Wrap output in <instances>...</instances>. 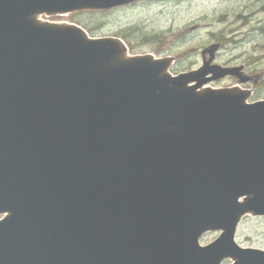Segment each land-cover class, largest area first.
I'll return each instance as SVG.
<instances>
[{"label": "water", "instance_id": "1", "mask_svg": "<svg viewBox=\"0 0 264 264\" xmlns=\"http://www.w3.org/2000/svg\"><path fill=\"white\" fill-rule=\"evenodd\" d=\"M149 0H0V264H264V100L38 16ZM220 232L200 245L201 236Z\"/></svg>", "mask_w": 264, "mask_h": 264}, {"label": "rangeland", "instance_id": "2", "mask_svg": "<svg viewBox=\"0 0 264 264\" xmlns=\"http://www.w3.org/2000/svg\"><path fill=\"white\" fill-rule=\"evenodd\" d=\"M37 19L77 23L93 30L94 37L118 38L127 48V58H168L172 75L198 70L201 52L215 47L212 66L241 70L208 87L245 92L249 103L264 100V0H151L97 15L81 11ZM217 236L208 232L200 242L207 244ZM235 238L241 247L264 250V218H242Z\"/></svg>", "mask_w": 264, "mask_h": 264}, {"label": "trees", "instance_id": "3", "mask_svg": "<svg viewBox=\"0 0 264 264\" xmlns=\"http://www.w3.org/2000/svg\"><path fill=\"white\" fill-rule=\"evenodd\" d=\"M90 14L92 15H97V14H102V13H105V12H89ZM85 28V27H84ZM91 35H94V32L93 30H87Z\"/></svg>", "mask_w": 264, "mask_h": 264}]
</instances>
